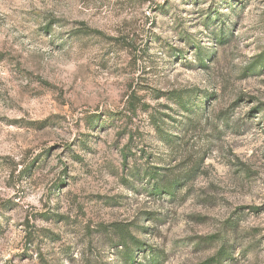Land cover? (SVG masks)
Here are the masks:
<instances>
[{"label": "rangeland", "instance_id": "rangeland-1", "mask_svg": "<svg viewBox=\"0 0 264 264\" xmlns=\"http://www.w3.org/2000/svg\"><path fill=\"white\" fill-rule=\"evenodd\" d=\"M260 62L264 0H0V264H264Z\"/></svg>", "mask_w": 264, "mask_h": 264}, {"label": "trees", "instance_id": "trees-1", "mask_svg": "<svg viewBox=\"0 0 264 264\" xmlns=\"http://www.w3.org/2000/svg\"><path fill=\"white\" fill-rule=\"evenodd\" d=\"M47 30L49 31V30H51L50 28H47ZM260 65H264V63H262V62H260ZM123 157L124 158H126V156L125 155H123ZM121 246V245H120ZM211 262H213V259H210L208 262H206V263H204V264H209V263H211ZM215 262V261H214ZM216 264V263H215Z\"/></svg>", "mask_w": 264, "mask_h": 264}]
</instances>
